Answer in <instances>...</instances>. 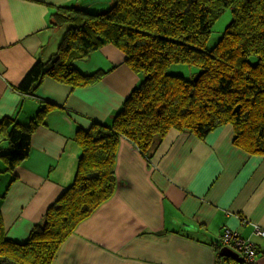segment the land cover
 Instances as JSON below:
<instances>
[{"label": "crops", "instance_id": "crops-1", "mask_svg": "<svg viewBox=\"0 0 264 264\" xmlns=\"http://www.w3.org/2000/svg\"><path fill=\"white\" fill-rule=\"evenodd\" d=\"M114 0H0V121L30 124L51 109L31 138L28 157L6 171L0 157V212L8 238L23 242L47 209L75 181L77 140L94 121L111 124L142 77L113 44L86 61L83 74L105 71L74 88L45 77L34 91L19 84L38 60L57 52L65 27L52 24L57 6L103 12ZM230 124L205 139L171 128L151 159L126 137L119 141L114 194L62 243L53 264H218L214 241L228 227L257 245L264 264V155L234 143ZM9 143L0 133V153Z\"/></svg>", "mask_w": 264, "mask_h": 264}, {"label": "trees", "instance_id": "trees-1", "mask_svg": "<svg viewBox=\"0 0 264 264\" xmlns=\"http://www.w3.org/2000/svg\"><path fill=\"white\" fill-rule=\"evenodd\" d=\"M229 9L231 22L210 46L216 21ZM52 24L65 27L59 48L49 59L35 62L20 91H34L47 76L74 88L96 83L105 71L83 74L76 62L107 44L126 54L127 64L142 80L111 124L94 121L79 132L82 155L75 181L25 241L7 237L0 212V264H53L79 223L114 194L121 137L151 159L171 128L205 139L230 124L237 146L264 155V0H114L103 12L60 5ZM173 64L197 70L190 78L170 74ZM50 109H39L27 125L14 117L0 121V133L9 143L8 151L0 153L6 171L28 157L32 135ZM214 245L221 249L217 239Z\"/></svg>", "mask_w": 264, "mask_h": 264}, {"label": "built area", "instance_id": "built-area-1", "mask_svg": "<svg viewBox=\"0 0 264 264\" xmlns=\"http://www.w3.org/2000/svg\"><path fill=\"white\" fill-rule=\"evenodd\" d=\"M256 234L264 236V229L256 226ZM217 242L222 247H228L238 253L241 261L237 259L222 256L223 259L218 264H258V249L256 243L251 239L242 236L238 231L226 227L221 235L217 238ZM221 256V255H220Z\"/></svg>", "mask_w": 264, "mask_h": 264}, {"label": "rangeland", "instance_id": "rangeland-1", "mask_svg": "<svg viewBox=\"0 0 264 264\" xmlns=\"http://www.w3.org/2000/svg\"><path fill=\"white\" fill-rule=\"evenodd\" d=\"M233 16L231 10L225 11L216 21L214 27H213V32H212V37L210 39L209 45L213 46L215 45L219 39L222 37L226 27L229 25L231 22ZM197 70V67H190L185 64H173L169 67L168 73L170 74H177V75H183L185 77H192V72Z\"/></svg>", "mask_w": 264, "mask_h": 264}, {"label": "water", "instance_id": "water-1", "mask_svg": "<svg viewBox=\"0 0 264 264\" xmlns=\"http://www.w3.org/2000/svg\"><path fill=\"white\" fill-rule=\"evenodd\" d=\"M219 254L221 256H225V257H229V258H234V259H237L238 261H241V258L238 256V253L231 250L230 248L228 247H222L220 250H219Z\"/></svg>", "mask_w": 264, "mask_h": 264}]
</instances>
